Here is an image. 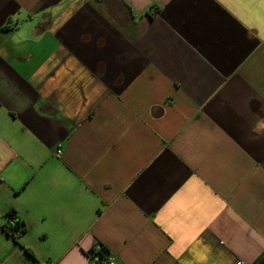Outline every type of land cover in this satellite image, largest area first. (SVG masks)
Here are the masks:
<instances>
[{
    "label": "crops",
    "instance_id": "obj_1",
    "mask_svg": "<svg viewBox=\"0 0 264 264\" xmlns=\"http://www.w3.org/2000/svg\"><path fill=\"white\" fill-rule=\"evenodd\" d=\"M97 243L264 264V0H0V264Z\"/></svg>",
    "mask_w": 264,
    "mask_h": 264
},
{
    "label": "trees",
    "instance_id": "obj_2",
    "mask_svg": "<svg viewBox=\"0 0 264 264\" xmlns=\"http://www.w3.org/2000/svg\"><path fill=\"white\" fill-rule=\"evenodd\" d=\"M26 231V227L23 223L18 222L15 226L8 229V232H10L14 237H16L19 234H22ZM97 246H99V249H97ZM109 250L102 244L97 243L91 250H90V260L92 261L99 257V262L97 264H107L105 262V259L109 255Z\"/></svg>",
    "mask_w": 264,
    "mask_h": 264
},
{
    "label": "built area",
    "instance_id": "obj_3",
    "mask_svg": "<svg viewBox=\"0 0 264 264\" xmlns=\"http://www.w3.org/2000/svg\"><path fill=\"white\" fill-rule=\"evenodd\" d=\"M63 153V149L62 147H59L56 150V155L57 156H61ZM18 222H21L20 219L14 215H8L6 217V227L7 229H10L11 227L15 226ZM97 249H99V246H97ZM99 262V257H96L91 264H97ZM105 262L107 264H115V256L111 253H109V255L107 256V258L105 259ZM236 264H246L244 261L242 260H238Z\"/></svg>",
    "mask_w": 264,
    "mask_h": 264
}]
</instances>
